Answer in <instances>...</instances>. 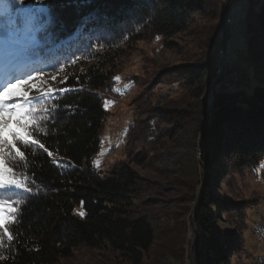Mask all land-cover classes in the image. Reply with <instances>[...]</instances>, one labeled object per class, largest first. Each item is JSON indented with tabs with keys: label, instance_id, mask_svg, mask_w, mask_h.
<instances>
[{
	"label": "trees",
	"instance_id": "trees-1",
	"mask_svg": "<svg viewBox=\"0 0 264 264\" xmlns=\"http://www.w3.org/2000/svg\"><path fill=\"white\" fill-rule=\"evenodd\" d=\"M52 4L45 25L31 18H13L11 29L18 33L11 34L26 33L38 40L30 50L43 66H53L51 71L71 67L73 61L84 65L72 70L59 86L70 90L62 97L57 94L61 107L55 125H49L45 146L54 152L53 157L43 150L27 155V167L21 165L17 172L28 176L32 191L13 188L7 192L19 214V235L0 247V264H57L80 248L106 251L115 263L163 264L166 259H182L184 238L174 245L171 233H163L151 210L159 204L149 200L152 190L141 186L144 180L135 166H145L180 189L198 233L195 264H230L239 247L220 223L223 214L236 211V205L221 200L211 181L223 175L225 159L253 176H264V0L242 33L239 61L250 71L249 85L218 88L209 122V90L217 62L210 59L195 70L175 69L172 74L184 91L172 106L181 110L166 109L159 115L157 128V120L142 118L147 112L148 100L144 101L138 106L141 118L128 129V137L136 146H150V152L131 150L129 161L107 170L97 169L94 158L108 117L104 102L116 84L117 51L147 35L174 37L197 26L199 20L210 24L217 11H208L200 0H52ZM42 27L46 31L41 34ZM210 29L216 30L215 26ZM139 97L142 101L143 94ZM197 119L203 128H197ZM166 140L185 143L178 164L161 161L160 149H171ZM154 160L163 168L157 169ZM200 167L206 171L203 183Z\"/></svg>",
	"mask_w": 264,
	"mask_h": 264
},
{
	"label": "rangeland",
	"instance_id": "rangeland-1",
	"mask_svg": "<svg viewBox=\"0 0 264 264\" xmlns=\"http://www.w3.org/2000/svg\"><path fill=\"white\" fill-rule=\"evenodd\" d=\"M200 1L209 8L208 11L212 13L214 10L217 11L215 21L209 24L199 20L197 26L191 25L190 29L174 37L147 35L144 40L131 43L117 51L114 71L115 77L120 79L115 80L113 92L105 100L111 103L105 107L104 102L108 117L100 135V151L94 158V161H98V166L94 163L97 169L107 170L121 161H129L127 153L131 150L133 153H136L137 149L150 152V146L141 143L136 146L129 143L128 129L137 124L138 106L146 100H148L145 107L147 112L142 118L151 117L157 120V128L160 127L159 115L164 114L166 109L175 113L181 110L175 105L172 106L184 91L177 82L178 78L172 74L175 69L195 70L210 59L211 62H217V53L224 50L229 55L226 64L228 63L227 66L231 68L230 73L236 69L237 76L245 75V85L246 87L249 85L247 77L250 71L239 61L243 54L240 49L243 43L242 33L243 28L246 29V26L250 25L263 0ZM11 22L7 18L0 20V80L8 78L10 73L20 76L42 66L40 70L46 73L45 79L48 80V84L59 88L63 84L61 81L64 82L65 77L72 70L84 65L72 63L71 67H63L62 71H51L53 66L47 67V64L43 66L39 57L30 50L38 40L33 41L26 33H22L19 37L13 36L12 34L18 31L14 33ZM212 26L216 28L214 33L210 29ZM211 38L214 40L213 43L210 42ZM52 75H56L55 81L51 80ZM225 77L222 74V81L230 82L228 80L230 76ZM243 82L244 79L239 84L243 85ZM141 94L143 100L139 101ZM190 102L193 105L197 104L195 100ZM184 110L191 112L187 107H184ZM195 125L198 129L203 128V124L198 119ZM193 134L190 132L189 138H192ZM165 142L170 144L171 149H160L159 155L163 154L161 161L164 159L178 164V154L186 151L185 143L175 145L169 140ZM150 154L152 157V153ZM223 163L225 166L223 175L215 176L211 185L221 200L227 203L232 201L236 205V211L223 214V221L220 223L221 228L229 232L231 238L233 236L234 244L239 247L232 253L230 264H260V259H264V176H253L244 167L235 166V162H230L228 159ZM154 166L157 169L163 168L162 163L157 161ZM135 169L144 180L141 186L152 190L147 194L149 200L157 201L159 204L158 207L152 206L151 210L163 227V233L165 235L171 233L168 235L172 237L174 245L181 237L185 241L184 257L180 260L166 259L163 264H195L194 245L198 233L190 217V206L183 201L180 189L168 185L165 179L147 170L145 166H135ZM199 170L202 173L200 182L203 183L206 171L202 167ZM7 192L9 190H0V196L8 198L11 203ZM4 215L7 216V213ZM181 230L184 233L179 237ZM57 264L129 263L123 261L115 263L111 254L103 250L80 248L74 252L72 258L61 260Z\"/></svg>",
	"mask_w": 264,
	"mask_h": 264
},
{
	"label": "snow or ice",
	"instance_id": "snow-or-ice-1",
	"mask_svg": "<svg viewBox=\"0 0 264 264\" xmlns=\"http://www.w3.org/2000/svg\"><path fill=\"white\" fill-rule=\"evenodd\" d=\"M52 7V0H0V20L7 18L11 22L13 18L16 21L31 18L43 26L50 19ZM40 31L42 34L46 29L42 27ZM60 70H63V66ZM45 75L43 70L34 69L20 76L10 73L8 78L0 80V190L14 188L31 192L28 176L23 172L18 174L17 170L21 165L27 167V155L34 156L40 150L48 157L54 155L45 146L50 134L49 125H55L56 113L61 107L56 102L57 94L62 97L70 89L49 85ZM114 79L119 81L120 78ZM51 80L55 81L56 75H52ZM109 103L105 101V107ZM63 107L71 108L70 105ZM52 162L61 163L58 160ZM94 163L98 166V161ZM65 164L71 166L67 162ZM18 215L9 199L0 196V247L4 246L5 241L11 242L18 237ZM79 215L83 216L84 213L80 212Z\"/></svg>",
	"mask_w": 264,
	"mask_h": 264
},
{
	"label": "water",
	"instance_id": "water-1",
	"mask_svg": "<svg viewBox=\"0 0 264 264\" xmlns=\"http://www.w3.org/2000/svg\"><path fill=\"white\" fill-rule=\"evenodd\" d=\"M220 66L217 64V70H216V76L214 80L212 81L210 85V90H209V108H210V117L209 121L213 119V100L215 97V89L220 88L222 90H229L234 87H246V85H241V84H236L234 82H230L228 84H225V82L222 81V76H221V71H220Z\"/></svg>",
	"mask_w": 264,
	"mask_h": 264
},
{
	"label": "built area",
	"instance_id": "built-area-1",
	"mask_svg": "<svg viewBox=\"0 0 264 264\" xmlns=\"http://www.w3.org/2000/svg\"><path fill=\"white\" fill-rule=\"evenodd\" d=\"M228 53L227 51L221 50L217 53V64L220 66V71L222 72V68H226V62L228 61ZM245 75L242 76H237V78H232L230 76V82H235V81H241L244 79L243 85H245ZM230 82H225V84H228Z\"/></svg>",
	"mask_w": 264,
	"mask_h": 264
},
{
	"label": "bare ground",
	"instance_id": "bare-ground-1",
	"mask_svg": "<svg viewBox=\"0 0 264 264\" xmlns=\"http://www.w3.org/2000/svg\"><path fill=\"white\" fill-rule=\"evenodd\" d=\"M228 64V63H227ZM227 64H226V68H224V69H222V72H221V76H222V74H223V76L225 77V76H231L232 78H237V74H236V69H234L233 70V73H230V66H227ZM230 65V64H229ZM228 68H229V70H228ZM228 73V74H227ZM227 74V75H226ZM226 78V77H225ZM248 78V77H247ZM228 80H230V77L228 78ZM246 81V80H245ZM248 82V81H247ZM234 83H236V84H239V83H241V81H235ZM248 84V83H247ZM260 262V264H264V261L263 260H260L259 261Z\"/></svg>",
	"mask_w": 264,
	"mask_h": 264
}]
</instances>
